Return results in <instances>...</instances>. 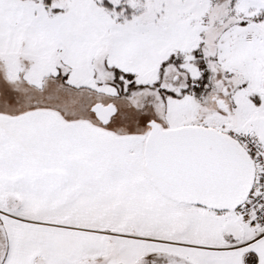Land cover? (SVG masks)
I'll return each mask as SVG.
<instances>
[{
	"label": "snow or ice",
	"instance_id": "6c2138e0",
	"mask_svg": "<svg viewBox=\"0 0 264 264\" xmlns=\"http://www.w3.org/2000/svg\"><path fill=\"white\" fill-rule=\"evenodd\" d=\"M0 264H264V0H0Z\"/></svg>",
	"mask_w": 264,
	"mask_h": 264
}]
</instances>
